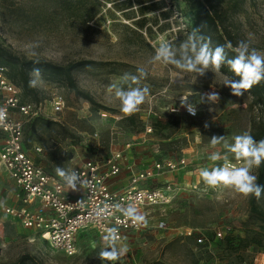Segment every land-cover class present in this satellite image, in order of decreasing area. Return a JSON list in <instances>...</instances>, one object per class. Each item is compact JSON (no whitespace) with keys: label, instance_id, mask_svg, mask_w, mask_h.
Wrapping results in <instances>:
<instances>
[{"label":"rangeland","instance_id":"obj_1","mask_svg":"<svg viewBox=\"0 0 264 264\" xmlns=\"http://www.w3.org/2000/svg\"><path fill=\"white\" fill-rule=\"evenodd\" d=\"M95 1L97 12L83 19L82 0H0V48L19 59L57 65L93 62L72 75L77 89L88 93L94 104L78 97L63 77L30 73L34 93L20 88L21 98L37 104L40 113L24 124V142L27 149L29 141L39 146L35 161L64 182L78 161L102 159L126 144L136 171L154 161L184 159L183 168L165 170L153 180L158 185L173 182L169 202L143 212L150 224L162 220L166 228L127 232L120 241L85 230L79 234L76 253L67 256L1 211L13 203L15 187L0 166V263L28 254L39 264H263L264 196L252 211L249 197L224 185L212 188L200 173L236 160L230 151L234 137L258 130L264 108L246 90L235 94V81L212 66L200 75L155 58L163 43L171 46L177 60L193 54L180 47L192 36V12L181 0ZM232 23L238 43L244 41L249 52L255 48L264 54V0H244ZM192 42L197 48L203 44L193 37L189 47ZM145 87L149 92L139 110L124 114L117 91ZM211 93L218 94L217 101L209 99ZM54 96L63 99L61 111L52 110ZM187 103L197 108L196 116L182 112ZM214 136L224 139L214 145ZM214 154L218 160L211 159ZM224 226L232 227V235L242 241L257 235L259 245L250 243L238 254L222 251L216 257L224 244L213 232ZM185 228L206 235L215 256L182 237ZM113 251L116 260L101 257Z\"/></svg>","mask_w":264,"mask_h":264},{"label":"built area","instance_id":"obj_2","mask_svg":"<svg viewBox=\"0 0 264 264\" xmlns=\"http://www.w3.org/2000/svg\"><path fill=\"white\" fill-rule=\"evenodd\" d=\"M52 110L61 111L63 99L54 96ZM184 104L182 112L190 114ZM0 166L13 182V203L2 207L22 229L38 236L49 246L72 256L77 251L79 234L91 230L98 236L120 241L127 232H143L150 229L162 230V220L150 224L144 210L147 207L169 202L173 182L161 184L153 180L163 171L183 168L185 160L154 161L149 167L134 170L126 149H112L102 159L80 160L71 170L69 180L62 181L47 172L35 161L41 149L29 141L24 142V124L39 116L40 107L21 98L20 87L8 77L7 68L0 64ZM147 126V133L151 132ZM28 147V146H27ZM241 164L226 160L223 166ZM123 170L128 171V182L123 187H113L111 180ZM230 226L216 228L213 237L222 239L233 234ZM180 235L191 238L194 244L210 249V240L197 229L185 228Z\"/></svg>","mask_w":264,"mask_h":264},{"label":"clouds","instance_id":"obj_3","mask_svg":"<svg viewBox=\"0 0 264 264\" xmlns=\"http://www.w3.org/2000/svg\"><path fill=\"white\" fill-rule=\"evenodd\" d=\"M195 35V30L193 32ZM207 40L196 47L194 42L189 47V42L193 40V36H189V40L181 44V48L191 51V56L185 55L181 60L174 58V53L168 43H163L156 49V59H163L165 63H171L185 72H196L203 75L204 70L209 66L219 70L221 64L225 61L224 48L232 47L231 42L226 45H218L214 50L209 48L211 43L210 37L203 38ZM234 51L237 56L234 60H229L227 63L235 75L240 77L238 82H231L233 92L237 95H242L241 89L248 90L254 84L264 80V54L259 53L255 48L249 52L248 45L244 41H240ZM199 66V67H197ZM33 72H39V69H33ZM29 86H33L32 81H29ZM149 92L147 87L130 88L129 90H118L116 95L120 101L121 111L126 115H131L139 110V106L145 102ZM209 99L217 101L218 94H209ZM185 103V98L181 100ZM190 114L195 115L192 105H188ZM4 118V114L0 112V119ZM207 126V125H206ZM224 137H213L212 144L220 143ZM230 151L234 154L236 161L242 162L232 167L223 166L213 168L211 171L201 170L202 180L210 187L215 188L219 185L228 186L237 193L249 197L255 196L260 199L261 193L264 192V185L259 184L258 177L252 174L253 168H259L264 164V140H255L250 134L243 133L234 137V143L230 145ZM212 160H218L219 155L211 156ZM59 172V170H57ZM60 175H63L60 173ZM127 251V249H125ZM101 257L107 260H116L118 257L113 252H102Z\"/></svg>","mask_w":264,"mask_h":264},{"label":"trees","instance_id":"obj_4","mask_svg":"<svg viewBox=\"0 0 264 264\" xmlns=\"http://www.w3.org/2000/svg\"><path fill=\"white\" fill-rule=\"evenodd\" d=\"M72 1V0H71ZM79 2L80 0H75ZM186 7L192 12V18L189 19L191 26L189 27L190 34L200 40L201 43H207L205 37L211 38L209 48L214 50L218 45H226L231 42L232 47L225 46L224 54L225 61L221 64L219 70L225 75L229 76L235 82L240 80V77L235 75L230 68L227 61L234 60L237 53L234 48L238 44L236 34L233 33L232 17L241 11V5L244 0H181ZM84 4V10L82 13L83 19H88L94 13L97 12V3L94 0H82ZM195 30V35L193 32ZM93 63L90 60H81L77 62L68 63L67 65H57L44 60H24L13 56L9 51L4 48H0V64L9 68L8 77L15 80L16 84L22 88L24 92L34 93L33 87L29 86V75L33 72V69H39L41 75H45L48 78L63 77L66 84L73 89L74 93L78 97L84 98L86 101L94 104V100L91 96L83 91L77 89L75 80L72 75V71L84 64ZM248 91L253 97L256 104H259L264 108V80L257 84H254ZM251 136L259 141L264 140V120L259 126V129L252 132ZM258 177V183L264 185V164L259 168H256V174ZM264 196V192L261 193V197ZM260 197V198H261ZM258 199L255 196H249V204L251 210H256V204ZM219 241L223 242L224 247L221 251H216L217 255L226 254H238L241 249L245 248L250 243H256L259 245L260 240L257 235H254L247 242L246 240H240L232 234L225 235ZM237 242V244H236ZM240 244V245H239ZM195 245V244H194ZM239 245V246H238ZM202 247V246H199ZM205 252L212 255L213 251L204 248ZM212 256H215V255ZM0 264H39L35 257L22 254L16 261L10 263ZM264 264V263H263Z\"/></svg>","mask_w":264,"mask_h":264},{"label":"crops","instance_id":"obj_5","mask_svg":"<svg viewBox=\"0 0 264 264\" xmlns=\"http://www.w3.org/2000/svg\"><path fill=\"white\" fill-rule=\"evenodd\" d=\"M130 159V157H129ZM130 162L132 163V161L130 160ZM135 167V164L132 163ZM122 174H130L128 171L126 170H123L118 176L114 177L112 180H111V184L113 187H123L127 184L128 182V178H129V175L125 176L122 175Z\"/></svg>","mask_w":264,"mask_h":264}]
</instances>
